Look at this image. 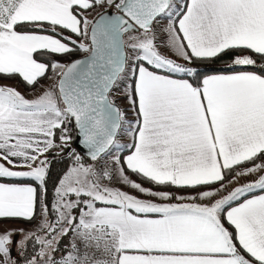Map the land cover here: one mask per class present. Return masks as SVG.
<instances>
[{
  "label": "snow or ice",
  "instance_id": "1",
  "mask_svg": "<svg viewBox=\"0 0 264 264\" xmlns=\"http://www.w3.org/2000/svg\"><path fill=\"white\" fill-rule=\"evenodd\" d=\"M0 77V264H264V0H0Z\"/></svg>",
  "mask_w": 264,
  "mask_h": 264
},
{
  "label": "trees",
  "instance_id": "2",
  "mask_svg": "<svg viewBox=\"0 0 264 264\" xmlns=\"http://www.w3.org/2000/svg\"><path fill=\"white\" fill-rule=\"evenodd\" d=\"M252 55L249 51H239V50H231L226 54H221L218 58H214L211 61H194L190 66L197 68L198 71H200L202 74H214V71H224L227 72L230 69L228 66L231 64V61L233 60L234 57L240 56V55ZM84 53H81L79 51L69 55V60L68 62L72 61L73 59L79 58L83 56ZM37 58L41 59L39 55L36 56ZM51 59L55 60H61L60 56H52L50 57ZM65 59V56H64ZM66 61V60H65ZM66 63V62H65ZM239 70V69H237ZM246 70H255L252 69L251 67L247 68ZM13 80H18L20 82V78H12ZM44 81V79H42ZM60 133L59 130H57V142H59V137ZM76 150V149H75ZM84 160L88 159L84 156H82ZM49 160L51 161L50 168H49V176H48V182H47V187H48V200L51 201L53 199L54 195V185L57 184L59 178L63 175V173L70 167L71 164H73V159L66 154V149L61 152L59 155H57L55 152H53V155L49 157ZM134 177H136L138 180L139 178L132 174ZM147 184V183H145ZM149 185V187H152V185ZM167 189V188H164ZM18 222H21L23 224H28L22 220H15ZM34 222V221H33ZM66 240L64 241V243Z\"/></svg>",
  "mask_w": 264,
  "mask_h": 264
},
{
  "label": "rangeland",
  "instance_id": "3",
  "mask_svg": "<svg viewBox=\"0 0 264 264\" xmlns=\"http://www.w3.org/2000/svg\"><path fill=\"white\" fill-rule=\"evenodd\" d=\"M97 11H102V9H96V11L92 12V13L89 15V16H90L89 19H91V18L96 14ZM166 25H167V21H164V22H162V25L159 26V27H163V26H166ZM163 38H164V37L162 36L161 39H163ZM73 39H77V38H76V37H73ZM161 51L164 52L166 55H168L170 58H172V59H176L177 62L180 63V58L177 57V56L174 54V52H172L171 50L166 49V48H161ZM84 55H85V54H84ZM60 57H61V56H60ZM69 59H70L69 56H65V59H64V57H61V60H60V61H61V62H66V63H67V62H68L67 60H69ZM65 60H66V61H65ZM182 63H185V62H182ZM50 83H51L50 80H48V79H44V82H42L41 85L47 86V85L50 84ZM0 85L13 86V87H15L17 90H19L22 94H24L27 98H33V97H34L36 94H38L39 91H40L39 88H37L35 91L29 89L28 87L25 86V84H24L21 80H20V82H18L17 79H16V80H13V79L4 78V77H0ZM116 102H117V104L122 108V110L125 111V113H126V115H127V118H128L129 120L134 119L135 114H134V112L132 111V109H131L130 105L128 104V102H127L125 99H123L122 97H117V101H116ZM119 139H120V142H121V143H128V142H130V138H129L128 136H126V135H121V136L119 137ZM76 152H77L79 155L83 156L78 150H76ZM47 155H48V158H49L50 156L53 155V152H50V153H48ZM83 161H84V163H90V162H91L89 159H88V161L83 159ZM71 165H72V164H71ZM71 165H70V166H71ZM133 177H134V176H133ZM130 178H131V177H130ZM135 178H136V177H135ZM255 178H256V177H254V176H249V177H246V178H242V179H240L237 183H234V184L229 185L228 190L225 191V193H227L228 191H231L232 188L238 186L239 184H243V183H245V182H247V181H249V180H253V179H255ZM136 180H138V179L136 178ZM145 185L147 186V184H145ZM147 187H149V185H148ZM124 190H125V188H124ZM222 195H224V194H222ZM53 196H54V195H53ZM38 219H39V217H37V220L34 221L32 224H29V225L27 224L28 226H27L26 229H28V228H32V227L34 226V224L38 222ZM0 227L10 229V228H9L10 225H8V224H4V225H2V226H0ZM21 228H25V227L22 226ZM18 238H19V237H16V239H18ZM66 243H67V242H66ZM13 255H15V252L13 253Z\"/></svg>",
  "mask_w": 264,
  "mask_h": 264
},
{
  "label": "crops",
  "instance_id": "4",
  "mask_svg": "<svg viewBox=\"0 0 264 264\" xmlns=\"http://www.w3.org/2000/svg\"><path fill=\"white\" fill-rule=\"evenodd\" d=\"M96 15V14H95ZM94 15V16H95ZM90 17V16H89ZM245 55H247V54H245ZM240 56H243V55H240ZM37 58V57H36ZM38 60H39V58H37ZM182 62H184L182 59H180V63H182ZM21 80V79H20ZM42 82H44L42 79H41V81H40V83H42ZM125 155L127 154V153H124ZM130 177H131V179L132 180H136V178L135 177H133V175L132 174H130ZM144 186L145 187H147L145 184H144ZM162 190H167V191H172V192H176V189H173V188H167V189H162ZM228 190V189H227ZM125 191H129V192H132V194H136L132 189H130V188H125ZM222 194H224V195H227V193H222ZM172 202H180V201H172ZM184 202H188V201H184ZM4 224H8V225H10V229H20L22 226H24L25 227V229L27 228V226L29 225H27V224H23V223H21V222H18V221H15V220H4V221H0V226H2V225H4ZM19 239V238H18ZM67 242V241H66ZM65 242V243H66Z\"/></svg>",
  "mask_w": 264,
  "mask_h": 264
},
{
  "label": "water",
  "instance_id": "5",
  "mask_svg": "<svg viewBox=\"0 0 264 264\" xmlns=\"http://www.w3.org/2000/svg\"><path fill=\"white\" fill-rule=\"evenodd\" d=\"M109 11H111V10H109ZM84 56V55H83ZM83 56H81V57H79V58H76V59H81V58H83ZM73 60H75V59H73ZM75 131H76V129H75ZM77 140H78V138H77V131L75 132V138H74V141H73V144H74V147H75V149L76 150H78L84 157H86L87 159H89L88 158V156H87V154H86V149L84 148V146L82 145V144H79L78 142H77Z\"/></svg>",
  "mask_w": 264,
  "mask_h": 264
},
{
  "label": "built area",
  "instance_id": "6",
  "mask_svg": "<svg viewBox=\"0 0 264 264\" xmlns=\"http://www.w3.org/2000/svg\"><path fill=\"white\" fill-rule=\"evenodd\" d=\"M70 127V129H71V131H70V135L72 136V141L70 142V148H66V154L67 155H69V152H70V150L71 149H75V147H74V144H73V141H74V138H75V128L73 127V126H69Z\"/></svg>",
  "mask_w": 264,
  "mask_h": 264
}]
</instances>
